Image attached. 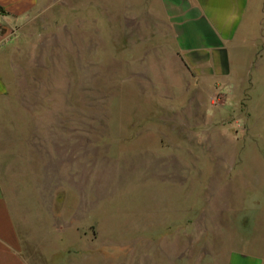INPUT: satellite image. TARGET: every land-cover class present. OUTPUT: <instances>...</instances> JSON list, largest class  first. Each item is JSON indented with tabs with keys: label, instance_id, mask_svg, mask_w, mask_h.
<instances>
[{
	"label": "rangeland",
	"instance_id": "374dc122",
	"mask_svg": "<svg viewBox=\"0 0 264 264\" xmlns=\"http://www.w3.org/2000/svg\"><path fill=\"white\" fill-rule=\"evenodd\" d=\"M142 1L63 0L1 54V99L21 145L8 173L37 182L25 228L55 264L98 243L118 259L132 248L150 264H222L207 259L211 231L224 238L216 257L249 241L264 264V200L253 219L227 212L229 182L264 177V120L240 122L245 108L224 106L204 80L197 88L157 0Z\"/></svg>",
	"mask_w": 264,
	"mask_h": 264
},
{
	"label": "crops",
	"instance_id": "0c3cea01",
	"mask_svg": "<svg viewBox=\"0 0 264 264\" xmlns=\"http://www.w3.org/2000/svg\"><path fill=\"white\" fill-rule=\"evenodd\" d=\"M62 2L0 0V60L1 54L24 27L53 11L56 5H63ZM156 3L161 7L158 12L170 22L175 52L185 70L195 77L197 88L199 81L204 80L209 92L223 96L224 106L245 108L248 115L244 119L238 118L240 122L255 124L257 120H264V0H157ZM255 66L256 72L253 69ZM5 91L6 82L0 62V264H55L37 252L31 232L25 228V221L30 218L27 211L34 204L38 207L37 182L17 181L11 179L8 173L10 167L17 166L21 145L16 143V136L20 139L16 133V117L5 114L1 99ZM257 109L262 110L258 112ZM261 139H264L263 135ZM232 182L227 187L237 190H233L234 195L228 197L227 203L236 205V208L227 212L236 219L237 216L239 219H253V206L259 200H264V192L255 191L264 188V177ZM22 188L26 191H21ZM61 233L64 234V231L61 230ZM210 235L212 245L207 259L214 256V261H220L223 257L222 264H261L249 254V241L230 248L228 256L222 253V256L216 257L215 242L222 243L224 238L215 239L212 231ZM81 239L84 241L86 237H77L79 242ZM230 242L236 244L237 240L230 237ZM98 244L101 245L97 247V244H93L83 249L77 246L79 250L76 256L66 251L62 264H83L86 252L93 253L97 264H150L152 260L148 255L147 259L134 261L132 248L130 255L127 254L128 249L123 248L126 256L118 259L114 249L103 251L101 247L109 246ZM157 249L165 258L178 257L182 260L181 253H177L175 247L173 250L172 246L161 243ZM142 253L145 256L143 249ZM81 258H85L84 261Z\"/></svg>",
	"mask_w": 264,
	"mask_h": 264
}]
</instances>
